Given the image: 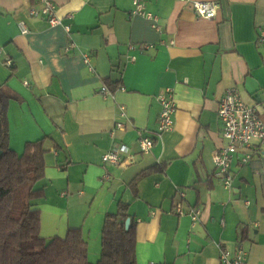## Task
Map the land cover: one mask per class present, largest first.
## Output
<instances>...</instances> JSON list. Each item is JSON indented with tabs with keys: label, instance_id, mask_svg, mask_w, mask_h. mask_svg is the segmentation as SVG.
Instances as JSON below:
<instances>
[{
	"label": "crops",
	"instance_id": "0c3cea01",
	"mask_svg": "<svg viewBox=\"0 0 264 264\" xmlns=\"http://www.w3.org/2000/svg\"><path fill=\"white\" fill-rule=\"evenodd\" d=\"M49 1L69 32L30 18L36 0H0V87L20 99L8 105V146L21 155L26 143L46 138L38 184L44 198L35 202L40 237L81 228L93 263L103 217L121 200L135 222L136 264H221V252L233 255L237 246L247 264H264V142L253 144L246 165L232 164L231 190L215 178L212 163L224 144L217 107L226 90L235 87L258 107L264 124V48L257 43L264 0H197L218 3L211 20L177 0H144L159 32L152 21L130 16L132 0ZM105 79L121 88L103 97ZM166 89L175 96L173 129L141 154L137 133L157 131L158 96ZM116 121L125 130L110 136ZM116 145L131 151L132 164L104 168L103 154ZM161 164L164 173L138 180L134 199L128 183ZM176 190L185 193L184 208L201 210L193 227L172 212Z\"/></svg>",
	"mask_w": 264,
	"mask_h": 264
},
{
	"label": "trees",
	"instance_id": "16d2710c",
	"mask_svg": "<svg viewBox=\"0 0 264 264\" xmlns=\"http://www.w3.org/2000/svg\"><path fill=\"white\" fill-rule=\"evenodd\" d=\"M35 3V0H31ZM109 94L120 82L103 80ZM20 101L5 85L0 87V264H136L135 222L128 214L129 203L117 202L116 212L103 217L100 253L88 260V246L81 228H69L63 238L40 237V211L35 202L44 198L46 138L25 144L21 155L8 146V105ZM254 156V155H253ZM165 165H152L139 172L128 187L137 198V182L154 173H164ZM130 219L125 229L126 219Z\"/></svg>",
	"mask_w": 264,
	"mask_h": 264
},
{
	"label": "built area",
	"instance_id": "2783aa9c",
	"mask_svg": "<svg viewBox=\"0 0 264 264\" xmlns=\"http://www.w3.org/2000/svg\"><path fill=\"white\" fill-rule=\"evenodd\" d=\"M37 6H32L28 10L30 18H41L48 22L51 26H62L66 32H69V27L63 25L62 20L56 16V9L52 2L49 0H36ZM144 0H132L133 10L130 16H140L146 20L152 21L154 24L152 28L156 31H160L155 24L157 18L144 10ZM179 3L189 5L195 16L211 20L214 19L218 13L219 5L216 2H201L197 0H177ZM18 29L21 35L28 33L27 28L23 23L18 24ZM257 43L264 48V26L258 30ZM72 44L64 47L63 52L65 54L70 53ZM149 46H143L141 49H147ZM84 63L87 65L89 57L84 55ZM3 65L10 69L12 63L6 59L3 61ZM92 71V68L89 67ZM101 95L103 97L109 96V93L105 87H102ZM160 103V112L158 116L157 131L148 135L145 132L139 131L136 145L141 154L147 153L157 140H159L162 134L167 133L173 129L174 114L176 111V102L173 90L166 89L162 94L158 96ZM125 119V113L121 109L118 114ZM217 117L221 124V137L224 141L221 146L213 155L212 163L214 166V176L217 178L225 190L232 189V164L237 163L238 166L246 165L253 158V144L264 142V124L260 119L258 113V107L250 106L246 104L239 91L232 87L224 93L217 107ZM125 125L121 121H116L113 132H124ZM133 156L131 151L123 146L116 145L101 158V165L104 168L112 166H125L132 164ZM108 174L104 173L101 180H107ZM178 197L177 203L174 205L172 212L178 216H186L190 220L191 227L195 226L200 219L201 210L187 206L184 208L185 193L182 190H176ZM221 264H247V252L240 246L236 247L233 255L226 252L220 254ZM155 264V263H150Z\"/></svg>",
	"mask_w": 264,
	"mask_h": 264
},
{
	"label": "water",
	"instance_id": "95a60500",
	"mask_svg": "<svg viewBox=\"0 0 264 264\" xmlns=\"http://www.w3.org/2000/svg\"><path fill=\"white\" fill-rule=\"evenodd\" d=\"M129 224H130V219L128 218V219H126V221L124 223L125 229H128Z\"/></svg>",
	"mask_w": 264,
	"mask_h": 264
}]
</instances>
